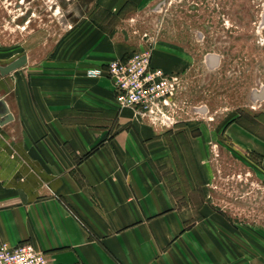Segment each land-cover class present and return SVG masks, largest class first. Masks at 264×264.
Wrapping results in <instances>:
<instances>
[{
	"label": "crops",
	"instance_id": "obj_1",
	"mask_svg": "<svg viewBox=\"0 0 264 264\" xmlns=\"http://www.w3.org/2000/svg\"><path fill=\"white\" fill-rule=\"evenodd\" d=\"M158 1H82L50 49L33 45L25 65L0 71L13 115L0 123V244L30 241L48 264H264L258 234L233 227L212 201L214 161L230 153L264 170L263 130L192 108L153 123L118 103L111 77L87 74L147 47ZM187 58L153 47V64L169 73Z\"/></svg>",
	"mask_w": 264,
	"mask_h": 264
},
{
	"label": "rangeland",
	"instance_id": "obj_2",
	"mask_svg": "<svg viewBox=\"0 0 264 264\" xmlns=\"http://www.w3.org/2000/svg\"><path fill=\"white\" fill-rule=\"evenodd\" d=\"M82 1L87 3L0 0V57L13 59L33 45L50 49L80 18L72 11ZM146 15L144 46L153 51L164 43L188 56V64L172 73L179 77L174 117L188 108L212 122L237 115L264 134V0H159ZM234 155L223 165L214 161L221 172L214 178L212 201L236 221L233 227L257 233L262 251L264 170Z\"/></svg>",
	"mask_w": 264,
	"mask_h": 264
},
{
	"label": "built area",
	"instance_id": "obj_3",
	"mask_svg": "<svg viewBox=\"0 0 264 264\" xmlns=\"http://www.w3.org/2000/svg\"><path fill=\"white\" fill-rule=\"evenodd\" d=\"M87 74L111 77L121 106L138 108L153 123L174 124L172 96L179 86V77L153 64L150 47L136 50L125 58H115L104 67L89 69ZM0 264H48V258L30 241L14 245L3 242Z\"/></svg>",
	"mask_w": 264,
	"mask_h": 264
},
{
	"label": "water",
	"instance_id": "obj_4",
	"mask_svg": "<svg viewBox=\"0 0 264 264\" xmlns=\"http://www.w3.org/2000/svg\"><path fill=\"white\" fill-rule=\"evenodd\" d=\"M74 9L72 12L74 11H79V13H82L83 10L87 7V4H83V3H75L74 4ZM70 12V13H72ZM27 62V54L23 53L21 55H19L18 57H16L15 59H13L12 61H10L7 64L4 65H0V71L1 73L7 74L23 65H25ZM13 118V115L6 103V100L4 98H0V123H5L9 120H11Z\"/></svg>",
	"mask_w": 264,
	"mask_h": 264
}]
</instances>
